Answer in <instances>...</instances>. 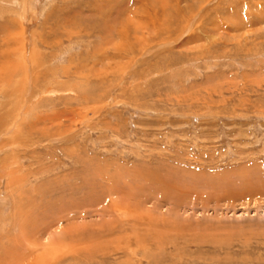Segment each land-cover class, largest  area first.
I'll return each instance as SVG.
<instances>
[{"label": "rangeland", "instance_id": "obj_1", "mask_svg": "<svg viewBox=\"0 0 264 264\" xmlns=\"http://www.w3.org/2000/svg\"><path fill=\"white\" fill-rule=\"evenodd\" d=\"M0 264H264V0H0Z\"/></svg>", "mask_w": 264, "mask_h": 264}]
</instances>
